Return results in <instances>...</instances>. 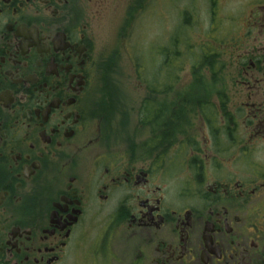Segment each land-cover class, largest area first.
Instances as JSON below:
<instances>
[{
	"label": "flooded vegetation",
	"instance_id": "flooded-vegetation-1",
	"mask_svg": "<svg viewBox=\"0 0 264 264\" xmlns=\"http://www.w3.org/2000/svg\"><path fill=\"white\" fill-rule=\"evenodd\" d=\"M108 1L0 0V264H65L97 218L138 236L132 264H264V164L255 159L264 107H236L223 93L197 100L203 140L180 127L178 107L162 119L158 97L175 85L164 81L190 62L177 49L186 37L172 33L149 86L157 99L139 109L157 131L140 145L116 141L94 30ZM217 1L211 26L222 33ZM245 2L225 19L230 38L202 43L210 49L201 69L216 76L235 66L252 100L264 78V0Z\"/></svg>",
	"mask_w": 264,
	"mask_h": 264
},
{
	"label": "rangeland",
	"instance_id": "rangeland-1",
	"mask_svg": "<svg viewBox=\"0 0 264 264\" xmlns=\"http://www.w3.org/2000/svg\"><path fill=\"white\" fill-rule=\"evenodd\" d=\"M245 1L247 0L216 2V10L219 5L220 8L224 6L225 18L220 28L224 35L216 30L215 24L211 26L214 21L211 15L212 0H109L96 13L94 30L101 71L99 92L104 115L109 117V129L116 141L129 144L137 140L140 145L157 131L158 124L145 125L141 122L139 109L143 105L142 100L157 99L149 92V85L157 82L155 78L158 74L156 70L159 67L160 53L169 45L172 33L186 37L185 41H180V48L177 49L185 52L190 62L183 65V69L174 75L172 82L164 81L175 85L169 94L158 97L164 110L162 119H166L178 107L176 110H182L179 115L180 127L187 134L191 133L190 135L203 140V126L194 114L198 108L197 100L218 102L219 93H223L230 95L236 107H245L244 102L249 101L264 107L263 76H258L263 78L259 83L260 87L252 90L254 98L248 100L246 97L249 93L244 91L246 88L238 85L241 83V76L235 66L227 65L216 76L199 68L201 70L197 78L192 75L191 70L192 63L206 60L204 55L210 48L202 43L211 40L221 42L223 38L225 41L232 36L235 26L233 28L231 22L225 19H230L227 17L232 14L230 11L236 10L238 6L247 9ZM181 11L184 20H189V38L187 33L183 37L184 20H181ZM249 38L251 42L252 34L248 41ZM257 43L261 46L264 44V35L258 37ZM188 44H191L190 48ZM233 58L234 51L228 57L225 56V61L231 63ZM205 64L207 61L201 67ZM248 112L249 115L250 108ZM245 114L241 112V115ZM258 146L255 159L264 164V142ZM89 222L92 228L88 235L83 236L79 254L65 264H100L102 261V264H132L137 259L138 236L131 235L122 228L116 229L115 219L97 218ZM105 229V235L100 238ZM110 230H114L111 239L108 237Z\"/></svg>",
	"mask_w": 264,
	"mask_h": 264
},
{
	"label": "trees",
	"instance_id": "trees-1",
	"mask_svg": "<svg viewBox=\"0 0 264 264\" xmlns=\"http://www.w3.org/2000/svg\"><path fill=\"white\" fill-rule=\"evenodd\" d=\"M212 1H213V0H212ZM208 60H209V59H208ZM208 60H202V61H200V63H198V62L195 61L194 63H192V67H193V68H196V67L201 68L203 62H204V61L209 62ZM212 66H213V65H212ZM158 77H159V75H156V78H155L156 81H157ZM153 78H154V76H153ZM149 86H151V85H149ZM150 90H151V89H150ZM143 109H144V110H149V109H150V106H149V105H145V106H143ZM151 115H152V114H151L150 111L145 112V113H141V114H140V117H142L141 122L144 123V124L150 123V122H151V120H150L151 117H149V116H151Z\"/></svg>",
	"mask_w": 264,
	"mask_h": 264
}]
</instances>
